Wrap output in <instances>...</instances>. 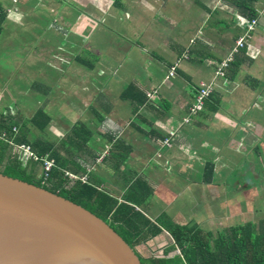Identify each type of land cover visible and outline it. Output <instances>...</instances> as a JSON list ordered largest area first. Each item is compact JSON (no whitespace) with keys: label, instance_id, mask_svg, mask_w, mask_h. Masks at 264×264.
I'll use <instances>...</instances> for the list:
<instances>
[{"label":"crops","instance_id":"0c3cea01","mask_svg":"<svg viewBox=\"0 0 264 264\" xmlns=\"http://www.w3.org/2000/svg\"><path fill=\"white\" fill-rule=\"evenodd\" d=\"M252 20L255 32L238 48ZM1 39L22 54H0L12 67L0 62V83H13L15 95L0 90V133L16 129L20 144L39 145L36 156L75 175L94 160L89 180L119 203L142 180L135 191L148 195L134 207L153 223L221 232L264 219V0H0V50ZM201 85L210 94L193 114ZM174 186L201 196L204 215L187 221ZM151 241L166 251L173 243L165 229ZM146 248L136 250L147 257Z\"/></svg>","mask_w":264,"mask_h":264},{"label":"trees","instance_id":"16d2710c","mask_svg":"<svg viewBox=\"0 0 264 264\" xmlns=\"http://www.w3.org/2000/svg\"><path fill=\"white\" fill-rule=\"evenodd\" d=\"M249 12L251 14L250 19L255 18L253 12ZM235 68L238 69V64L235 65ZM229 70H231L230 67ZM195 89L197 90V88ZM41 115L40 113L35 116L33 120L34 127L38 124ZM48 123L49 121L43 125V130ZM2 132L4 134L0 136H3L4 139L0 140V153H4L7 149L10 151L13 145L27 143L24 138L15 140V136H13L15 133L10 132L7 127H4ZM29 146L37 153H42L36 149L39 145ZM0 165H3L2 161H0ZM8 165L9 170H19L25 175L19 177L0 172L44 187L46 190L81 206L103 220L123 238L128 246L136 251L142 264H264V219L258 224L247 223L217 233L203 231L196 225L166 222L164 219H160V223H153L146 217L144 212L134 207V205H140V201L148 195L139 197L142 193L137 194L135 191V187L141 185L142 180L138 179L132 185H129L123 199L125 202L119 203L116 198L106 192L104 187L94 184L89 178L85 181L69 178L65 176V170L58 169V166L53 168L49 181L43 183L41 178H37L27 168H22L16 160H13V163H8ZM211 169L212 165L207 163L204 177L206 183L210 182ZM69 173L76 174L74 171ZM87 174L86 172L81 176ZM147 191H151L149 187ZM164 229L173 239L172 245L165 254L167 255L171 250L179 248L180 255L170 258H167L166 255L162 257L156 255L141 256L136 247L141 244L146 245L153 238L159 236Z\"/></svg>","mask_w":264,"mask_h":264},{"label":"water","instance_id":"95a60500","mask_svg":"<svg viewBox=\"0 0 264 264\" xmlns=\"http://www.w3.org/2000/svg\"><path fill=\"white\" fill-rule=\"evenodd\" d=\"M0 264H142L103 220L0 172Z\"/></svg>","mask_w":264,"mask_h":264},{"label":"rangeland","instance_id":"374dc122","mask_svg":"<svg viewBox=\"0 0 264 264\" xmlns=\"http://www.w3.org/2000/svg\"><path fill=\"white\" fill-rule=\"evenodd\" d=\"M7 25H11L10 23H8ZM3 36V35H1ZM18 39H19V34L16 35L15 37V40H13L14 43L18 42ZM1 50H0V54H3L5 55L7 52H8V55L12 58L13 56H17V55H21L22 54V48L21 47H10V48H6L3 46V40L1 39ZM14 60L13 59H10L9 62H13ZM1 63H4V66L6 67L7 70H10L12 67L11 65H9L8 63H6V61L4 60H0ZM6 85V86H5ZM4 86H5V93L6 94H12L13 96L14 95V87H13V83L11 82H1L0 83V90L1 92L3 93L4 92ZM195 106L194 104V101H193V107ZM192 107V108H193ZM2 133H0L1 135ZM17 134V133H16ZM16 134H13V136H15ZM4 137L3 136H0V140H3ZM91 142H96L95 140H92ZM96 148L97 146L94 145ZM16 148V146H15ZM104 148H107V147H104ZM106 152H103L101 151L100 153H97L95 155V158L97 160L98 163H100L103 155L105 154ZM0 157H1V160H3V165H0V171L2 172H5V173H8V174H11V175H17L19 177H22V175H25V174H22L19 170H9L8 168V161L10 160L11 163H13V158L10 159V154L8 153L7 150H5L4 153H0ZM92 159H88L85 163H82V165H85L87 168H88V171L90 172L91 171V168L94 166L93 163H94V160L91 161ZM21 165L24 164L22 162H19ZM102 163H100L101 165ZM57 165V163H56ZM41 166V165H40ZM29 167V165L27 166V168ZM96 170V168H95ZM42 174V172H41ZM41 174H37V178L41 176ZM97 175L103 179H106L107 176L105 174H103L102 172H97ZM80 177V176H79ZM75 178V177H73ZM83 180H86L88 178V175H85V176H82L81 177ZM191 187H189V190L187 191H183V188L181 187H177V186H174V192H175V198H174V201H175V204L178 205V204H181L184 208L183 210V213L184 215L182 216H187V221L193 217V214H194V211H203L205 210L204 207V203L202 202L201 199V196H200V199H196L195 196L193 195V193L191 192L190 190ZM113 197V196H112ZM261 207H263V204H260ZM210 209H208V213L209 214H214L217 210H219V207H217L216 204H212L211 203V206L209 207ZM178 214V213H177ZM202 215H204V212L201 213ZM198 215V214H197ZM178 224V223H177ZM205 229H208L209 227H203ZM219 231H212L211 233H217ZM139 249H137L138 251ZM144 254H146V256H151V255H156L158 257H162L165 254V251H166V248H165V242L164 243H155L154 241H150L147 243V248L146 249H142L141 250ZM174 254L171 253L167 256V258H170L172 257Z\"/></svg>","mask_w":264,"mask_h":264},{"label":"built area","instance_id":"2783aa9c","mask_svg":"<svg viewBox=\"0 0 264 264\" xmlns=\"http://www.w3.org/2000/svg\"><path fill=\"white\" fill-rule=\"evenodd\" d=\"M257 27V21L252 20L248 26L246 27V32L242 35V37L239 38L237 41V47L238 48H243L245 46V43L247 42V39L249 36L255 32V29ZM210 90L203 85L199 89H197V92L195 93V99H194V104L195 106L192 108V113L195 114L196 111L200 110L203 105V101L209 96ZM12 132L16 134L17 130L12 129ZM16 146V148H15ZM14 148L17 150L19 154H26L27 158H32L35 161H41L43 165V174L42 178L44 181H47L51 171L55 167V161L50 158L49 155H45L44 157L40 158L36 156L31 148L25 144L21 145H14ZM103 158V157H102ZM67 174V173H66ZM70 177H74L72 175L67 174Z\"/></svg>","mask_w":264,"mask_h":264},{"label":"clouds","instance_id":"9594fccd","mask_svg":"<svg viewBox=\"0 0 264 264\" xmlns=\"http://www.w3.org/2000/svg\"><path fill=\"white\" fill-rule=\"evenodd\" d=\"M242 37V36H241ZM239 40V39H238ZM184 58H186V57H184ZM176 67L177 66H175V67H173L172 69H171V76H173L174 75V73H175V71H176ZM196 92H197V90H196ZM195 92V93H196ZM194 97H195V95H194ZM209 97V96H208ZM208 97L206 98V99H208ZM205 99V100H206ZM204 102V101H203ZM203 106V105H202ZM201 110V109H200ZM199 111V110H198ZM198 111H196V112H198ZM17 145H21V144H17ZM14 146V145H13ZM51 158V157H50ZM52 159V158H51ZM103 159V158H102ZM102 159H101V161H102ZM101 161H100V163H101ZM96 162H97V160H96ZM100 163H98V165L100 164ZM57 167V165H56V161H55V167L54 168H56ZM43 169V168H42ZM52 172V171H51ZM89 171H87V173H88ZM69 174V175H72V176H74L75 178H72V177H70V176H68L67 174ZM42 174H43V171H42ZM42 174H41V176L39 177V178H41L42 179V182L44 183V182H48L49 181V178H50V176H49V178H48V180L47 181H44L43 180V178H42ZM51 174V173H50ZM64 174H65V176H68L69 178H72V179H80L81 181H85V180H83L81 177L82 176H77V175H74V174H72V173H69V172H67V171H64Z\"/></svg>","mask_w":264,"mask_h":264}]
</instances>
